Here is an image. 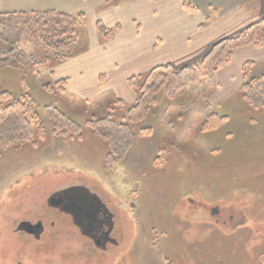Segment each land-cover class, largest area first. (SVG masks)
Listing matches in <instances>:
<instances>
[{
  "label": "rangeland",
  "instance_id": "rangeland-1",
  "mask_svg": "<svg viewBox=\"0 0 264 264\" xmlns=\"http://www.w3.org/2000/svg\"><path fill=\"white\" fill-rule=\"evenodd\" d=\"M99 1H89L72 59L24 70L0 68V88L15 96L24 92L26 79L48 131L0 146V264H264V112L248 105L239 86L233 92L240 80L234 67H228L233 84L216 79L214 72L173 98L163 92L139 126L151 133L137 131L123 162L105 166L108 148L87 120L104 115L116 99L133 103L130 77L172 55L138 61L148 49L131 48V19L123 10L116 23L111 9L123 0H108L102 8ZM101 17L109 29L120 26L109 51L105 45L114 36L106 40L98 31ZM139 19L140 39L152 37L150 22ZM208 19L219 17L213 12ZM25 41L22 47L33 61L45 59L40 41ZM253 70L263 71L264 62ZM62 78L69 80L66 91L43 87ZM47 105L60 108L83 129L56 132L44 111ZM215 111L227 121L202 131L204 119ZM78 188L97 195L115 215L116 250H99L71 216L49 203L61 191ZM40 219L39 238L17 232L20 221Z\"/></svg>",
  "mask_w": 264,
  "mask_h": 264
},
{
  "label": "trees",
  "instance_id": "trees-1",
  "mask_svg": "<svg viewBox=\"0 0 264 264\" xmlns=\"http://www.w3.org/2000/svg\"><path fill=\"white\" fill-rule=\"evenodd\" d=\"M183 3L186 8H195L192 0H183ZM85 23L86 15L83 12L71 13L54 9L35 12L0 11V68L24 70L47 62L53 65L52 63L72 59L80 38V28ZM119 28L120 26L109 29L103 22H97V29L106 40L111 39ZM28 37L43 44L47 51L44 60L33 61V56L22 47ZM263 40L264 19L232 37L220 40L202 59L193 64L177 68L172 63H165L143 75L130 77L129 83L137 92L135 101L128 104L123 99H116L107 105L104 115H95L86 122L93 135L102 140L108 148L105 166L113 169L123 162L136 141L137 131L142 134L151 133L150 128L139 126L160 104L163 92L173 98L182 88L199 86L206 77L229 64L237 49L248 45L259 46ZM258 65L260 64L254 61L244 64L240 95L251 108L264 112V70L260 73L253 70ZM68 82V78H62L54 84L55 86L50 83L43 84V87L48 91H66ZM22 83L24 92L20 96L0 88L2 147L17 140H27L34 133L40 137L48 133L25 78H22ZM44 111L47 117L53 120L56 132L71 135L72 130L83 129L81 124L56 106L47 105ZM227 118L215 111L206 116L201 129L209 131L220 128ZM98 199L100 204L104 203L99 197Z\"/></svg>",
  "mask_w": 264,
  "mask_h": 264
},
{
  "label": "crops",
  "instance_id": "crops-1",
  "mask_svg": "<svg viewBox=\"0 0 264 264\" xmlns=\"http://www.w3.org/2000/svg\"><path fill=\"white\" fill-rule=\"evenodd\" d=\"M90 0H0L2 12H35L44 10H61L71 13L88 12ZM195 8L189 9L184 6L183 0H123L111 8L117 12V22L121 21L122 15L118 12L125 10L132 25L135 27L129 35L131 48H147L148 54L138 61L153 59L154 56L170 54V59L160 61L162 63L149 65L143 68L148 72L152 68L165 64V62H183L182 67L193 64L202 59L210 49L220 40L232 37L245 30L251 24L264 19V0H192ZM108 0H100L99 8H102ZM255 2L252 8L249 4ZM216 8V9H215ZM215 12L217 20H207L211 13ZM137 16V17H136ZM144 17L150 22L152 37L141 38L143 22L139 18ZM105 22V17L99 18ZM223 20V21H222ZM222 21V22H221ZM121 30L124 26L121 23ZM119 34L114 36L106 45L108 51ZM140 35V36H139ZM168 41V43H167ZM151 51V52H150ZM158 60V59H156ZM254 61L258 64L264 62V40L259 46L248 45L237 49L233 60L216 71V79L227 80L233 84L231 68L234 67L239 75V81L234 84L235 88L243 83V66L246 62ZM164 62V63H163ZM173 64V63H172ZM174 65V64H173ZM177 67V66H175ZM147 68V69H146ZM179 68V67H177ZM227 69V70H226ZM140 74V73H139ZM135 75V74H132ZM130 77V76H129ZM129 77H125L128 85ZM129 86V85H128ZM130 89L129 98H136V92ZM124 100V99H123Z\"/></svg>",
  "mask_w": 264,
  "mask_h": 264
},
{
  "label": "flooded vegetation",
  "instance_id": "flooded-vegetation-1",
  "mask_svg": "<svg viewBox=\"0 0 264 264\" xmlns=\"http://www.w3.org/2000/svg\"><path fill=\"white\" fill-rule=\"evenodd\" d=\"M57 198H63V202L54 206L62 213L71 216L73 223L80 229L83 236L89 239L99 250H116L117 237L116 217L105 205L100 204L98 196L89 190L78 188L76 190H63ZM106 206V207H105ZM32 224L33 230L27 231L28 224ZM17 232L26 233L39 238L43 232L42 220H22L17 226Z\"/></svg>",
  "mask_w": 264,
  "mask_h": 264
},
{
  "label": "water",
  "instance_id": "water-1",
  "mask_svg": "<svg viewBox=\"0 0 264 264\" xmlns=\"http://www.w3.org/2000/svg\"><path fill=\"white\" fill-rule=\"evenodd\" d=\"M62 202H63V198H57L56 196L50 198V200H49V203H50L52 206H58V205H60ZM218 212H219V208H218V207H214V208L212 209V213H213V214H216V213H218ZM27 231L30 232V233H34V232H36L35 230H33V228H32V224H31V223L28 224Z\"/></svg>",
  "mask_w": 264,
  "mask_h": 264
}]
</instances>
